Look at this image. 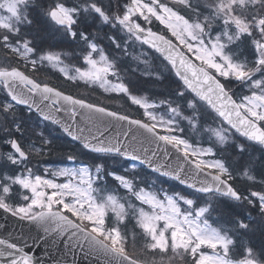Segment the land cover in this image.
Instances as JSON below:
<instances>
[{
    "label": "snow or ice",
    "instance_id": "1",
    "mask_svg": "<svg viewBox=\"0 0 264 264\" xmlns=\"http://www.w3.org/2000/svg\"><path fill=\"white\" fill-rule=\"evenodd\" d=\"M0 264H264V0H0Z\"/></svg>",
    "mask_w": 264,
    "mask_h": 264
},
{
    "label": "water",
    "instance_id": "2",
    "mask_svg": "<svg viewBox=\"0 0 264 264\" xmlns=\"http://www.w3.org/2000/svg\"><path fill=\"white\" fill-rule=\"evenodd\" d=\"M39 254V253H38Z\"/></svg>",
    "mask_w": 264,
    "mask_h": 264
}]
</instances>
